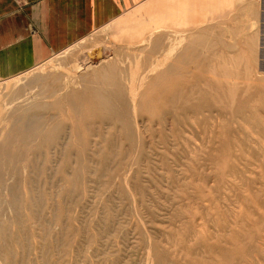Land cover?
<instances>
[{"label": "rangeland", "instance_id": "1", "mask_svg": "<svg viewBox=\"0 0 264 264\" xmlns=\"http://www.w3.org/2000/svg\"><path fill=\"white\" fill-rule=\"evenodd\" d=\"M183 29L189 45L211 37L172 60L187 68L193 108L211 100L203 109L179 118L160 105L134 110L137 146L117 113L63 100L117 49L144 57ZM98 49L105 63L90 58ZM142 65L137 74H150ZM32 70L0 77V117L16 111L20 121L45 99L44 83L56 104L25 113L37 116L20 121L38 129L28 143L4 140L0 120V149L22 158L12 172L10 161L0 167V264H264V0H149Z\"/></svg>", "mask_w": 264, "mask_h": 264}, {"label": "bare ground", "instance_id": "2", "mask_svg": "<svg viewBox=\"0 0 264 264\" xmlns=\"http://www.w3.org/2000/svg\"><path fill=\"white\" fill-rule=\"evenodd\" d=\"M204 32L205 34L204 33L202 34L203 37L200 36L198 37V39L196 38V40L197 41L200 40V42L202 41V43L205 42V45H208V43L206 42L207 40H210L211 37L209 38L208 31H204ZM178 35L179 36L177 38L172 39V42H170L171 40H169L167 43L168 44L167 46L165 45L166 42L164 44L162 40H159L154 45L152 44L149 47V49H151V52L149 54L147 53L148 55H145L144 57L143 55H140V54H139L140 57L138 55H137L138 57H135V54H131L129 51L130 49L129 48L127 49L126 46L117 49L115 51V60L113 64L104 67L100 72L96 71V73L92 74L90 78H86V77L82 78L83 79L82 82L85 85L84 92H76L72 95V97L71 96L64 97L63 100L73 105V103H71L72 99L77 97V99L81 100V105L92 104L91 106H94L95 104L99 107V111L105 114L117 113L116 114L117 116L115 115L116 119L120 118V120L126 123L124 134L126 137H128V140L130 141L132 145L138 142L137 139H135L134 133H133L134 125L133 123H131L133 115H134L133 114L134 110L136 111V113L139 114L140 112L151 111L152 109L151 106L153 105L156 108L158 107V105H160L161 107L164 106L166 110H170L172 113H179V116H177V118H179V117H187L189 114H191V112L198 110V109H203L204 106L209 105L211 103V100H209L207 97L201 98L200 101H198L196 105L198 107L194 109L192 106V98H194L198 94L196 93L192 94L189 92L190 89L189 90L187 89V87L190 85L186 81L187 75H185V69L187 68H184V66L182 65L183 63L182 64L180 63L181 64L180 66L177 64H173L174 62L172 63V60H174L173 58L176 59L175 60V63H176L178 57L183 59L185 62V59L187 58V56H190V53L188 51L194 47H195L194 49H197L198 47L201 48L202 43L197 42L196 44H190V45L186 44L185 42H189V41H187V37L185 36L184 29L181 30L180 34ZM173 40L175 43L178 41V43L173 44L174 43ZM130 45H132L131 42H130ZM138 52L140 53L142 51H138ZM156 53H160V55H162L160 56L161 59L163 57L164 59L159 60V61L158 59H155L157 60L155 61L153 58H151V55L154 57ZM103 54L104 53L102 52V50L98 49V50L91 52L89 56L90 58H92V60H94L95 63L100 64V63H105V62H102L103 59H106L104 55H110L109 53L104 54V55ZM141 54H143V52ZM146 56H147V59H146ZM186 63H184V65ZM142 64L149 65L148 70H150L151 72L150 74H144V75H140V73L137 74V72L141 71V70L138 71V69H140L139 67ZM127 65H129V67ZM175 71L178 75L174 74ZM26 73L28 74L29 72H26ZM23 74L20 77H17V78L14 77L15 79H13L12 82L16 79H19L20 82L26 81V77L28 76L27 74L25 75ZM38 77H35L34 82L32 83L35 84V82L37 83L43 78V77H39V78ZM46 78L48 82V80L50 79L49 77H46ZM129 78H131L132 83ZM135 78H137L138 90L135 91L134 89V92L131 94L132 97L127 98L125 88L128 86L129 83L133 85ZM10 79H12V77ZM56 79H57L56 77L54 79L52 78L51 80L54 82H50V83L55 84L57 81ZM19 81L17 80L16 83ZM14 82L12 83V86L13 84L16 85V83ZM214 82H216V80H214ZM9 83H11V81H7L8 85ZM43 88L45 89V92H44L45 99L43 100V102H39L38 104H35V106L33 105L30 108H28L26 111L21 112V114L19 115L21 117L20 121L23 119L25 120L36 119L37 116L30 117L31 115L25 114L27 111L31 109L35 110L36 112H42V111H50L54 108L56 104L55 105L54 103L50 104L51 102H49L48 100L50 99L49 97H51L50 90H49L50 84L44 83ZM173 89H176V90H173ZM149 93H152L151 97H148ZM199 95L201 96L203 94L199 93ZM160 96H162L163 98L160 99ZM80 110L81 108L79 106L71 107L72 113L73 112L77 113ZM16 114L18 113L14 111L12 114L0 117V120H2L3 124L9 127L8 132L6 134H2V137L4 138V140H7V141L16 140L19 144L26 143V142L28 143V142L33 141L34 140L33 134L38 132V129L29 130L27 126L20 123L19 117H16ZM44 125H45V121H44ZM26 134H29V135H26ZM28 136L29 138L27 139ZM137 146H138V143H137ZM12 148L13 147L11 145H7L5 147H1L0 149V167L5 166L6 161H10L9 166L8 164L6 166L8 167V169H10L9 172H12L11 171L12 169L18 168L22 160L20 156L11 154V152L13 151ZM6 176H10V173L9 174L7 173ZM4 180H5V172H1L0 187L3 185ZM0 198H1L0 200V209H1L4 205V196L2 193H0ZM4 222L5 220L2 219L0 221V225H2ZM145 243H147L148 250L150 251L151 250L150 247H152V245H150L149 240L145 239Z\"/></svg>", "mask_w": 264, "mask_h": 264}, {"label": "crops", "instance_id": "3", "mask_svg": "<svg viewBox=\"0 0 264 264\" xmlns=\"http://www.w3.org/2000/svg\"><path fill=\"white\" fill-rule=\"evenodd\" d=\"M149 0H0V77L26 73Z\"/></svg>", "mask_w": 264, "mask_h": 264}]
</instances>
